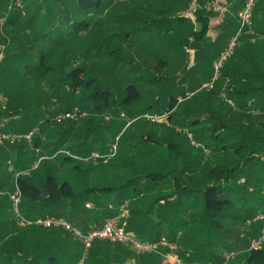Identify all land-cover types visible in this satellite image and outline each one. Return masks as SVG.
I'll return each instance as SVG.
<instances>
[{"label": "rangeland", "instance_id": "1", "mask_svg": "<svg viewBox=\"0 0 264 264\" xmlns=\"http://www.w3.org/2000/svg\"><path fill=\"white\" fill-rule=\"evenodd\" d=\"M187 1L112 0L107 9L99 15H95V18L102 20V23H97L96 26L93 25V28L91 26L77 35L72 34L76 32L70 28L69 33L50 38L49 35L42 34L46 30L41 29L43 9L37 8L38 0H0V129L8 126L12 129L27 130L35 126V121L43 122L45 115L51 112L53 115L49 122H54L52 126H60L62 123L66 124V121L57 122L56 117L64 113L63 110L72 107L84 109L85 115L80 118L76 117L67 124L73 125V127L79 125L89 114L85 108L88 107L87 100L90 93L81 87L73 90L60 86L58 79L60 73H63L61 71H65L68 66H86L88 73H85L87 74L86 77L84 76L85 80L91 82L92 87L97 88L98 86L100 88L97 89L109 92L111 109L103 116L105 121L116 123L120 128L124 125L123 130L133 122L123 136L121 147L122 144L124 147H122L121 154L135 158L137 155L135 143H141L150 136L155 144L158 143L159 155L151 157L153 161L150 165L137 155L139 164L142 162L143 166L159 169L168 175L165 185L160 189L155 188L138 196L130 197L126 207L129 228L133 225L132 221L141 224L142 217H147L148 220L143 224L151 226L149 220L153 216L159 221L158 229L154 230V234L166 235L176 240L177 253H180L182 260L188 259L185 261L186 264L191 262L192 264H245L243 256L240 259L237 257L249 251L251 245L256 242V238L252 235L254 232L261 235L264 231L262 220H254L255 216L246 220L241 217L235 218L237 215L233 209L215 215L203 214L202 205H199L198 201L194 202L193 197L182 199L185 200V204H177L171 199L168 203L165 200L159 204L156 203L157 207L150 205L155 197L173 191L171 184L173 177L179 178L180 182L190 189L198 190L204 183L209 182L210 176L207 173L214 166L226 163L228 160L240 164L246 159L244 153L238 156L233 149H222V144L215 140V136H212L214 133L212 126L218 121L216 118L219 117V114L222 116L226 114L228 120L223 121L225 123L229 119L233 120V117L237 120L232 122L233 127H230L229 131L217 133L220 138L226 137L227 146L231 141L240 139L241 134L247 130H258L259 133L264 134V120L260 119L257 111L247 112L245 117L242 116L241 111L234 106V102L238 104L239 100L229 99L225 93L224 85L216 83L219 77L223 76L224 78L227 66L235 60L238 61L237 55L231 56L224 62L222 67L225 65V68L221 67L218 70V76L210 90L202 88L203 84L212 81L215 75L214 64L218 57L215 58L214 53L219 49H222L220 51L222 53L234 35L235 28L233 27L236 26V14L228 15L229 21L225 20V24L230 23L223 31H220L219 39L211 42V38H207L208 40L206 39L203 43H197L190 36L193 26L191 27L192 24L189 20L184 18L186 21L181 25L172 21L175 16H182L189 10L191 2ZM198 3L201 5L203 1L199 0ZM256 6L252 27L242 37V43L236 51L245 42L264 44V0H258ZM203 11L208 14L209 19L213 16V13L209 14L211 11L198 9L194 14L196 25H198L197 14ZM123 12L132 14L127 17L130 20L137 19L136 21L145 23L150 21L158 23L165 20L171 22L159 25L161 27H155L151 38L147 34L141 35L142 37H131L132 41H135L131 44L130 40L123 39L125 35L122 33L124 31H127V34L131 32L133 36L132 28L119 27L120 18L118 16ZM113 16L116 17L113 18ZM214 16L220 18L223 15L214 14ZM230 25H233L231 30ZM50 28H53L50 30L52 34L58 33L57 29H60L56 21L50 22ZM61 37L64 40H60ZM108 37L112 39L106 42ZM226 39L227 42L218 48L221 41H226ZM115 48L119 50V54L117 56L109 54ZM41 53L46 55L44 56L45 60L55 71L49 73L45 79L26 76L24 65L31 68L37 65ZM113 59L116 61L111 62ZM227 79L228 76L225 77V80ZM131 83L136 85L139 98L131 104H122L121 101L126 94L125 88ZM191 92L195 93L194 99L191 97L193 94ZM183 96L186 97L183 98ZM172 97L176 99L172 102L176 105L169 111L166 108L171 105L170 98ZM145 114L162 116V119L159 122L149 123L143 117ZM193 121L195 123H192ZM35 129L40 131L39 128ZM41 159L39 158L38 161ZM98 160L89 161L98 163ZM239 166L245 169L249 168L245 162ZM9 168H11L10 163ZM138 168L140 169V167ZM250 168L238 174V177H241L239 180L230 179L227 186L233 187L236 192L245 196L242 190H246L249 185L244 182L248 177L246 173L251 171L254 173L258 170L256 166H250ZM101 169L98 166L97 170H92L89 173L90 184H100L98 170ZM117 178L119 176L114 179ZM106 182H111V180L108 179ZM217 184L224 185L225 183L222 180H217ZM246 191L248 194L252 189ZM8 192H3L2 196L7 198L9 196L10 200L8 198V201L10 202L11 196L15 193V187L12 192ZM158 205L162 206L161 209ZM11 210L13 212L12 206ZM133 214L138 217L133 218ZM210 218L219 222L223 232L213 229L214 224L208 223ZM12 219L15 220V224L9 226L8 234H1L0 246L7 245L9 247L11 242L15 243L13 244L15 250L22 254H28L34 264H46L43 259V250L46 244L51 245L49 250H58L65 258L67 256L74 257L77 261L75 264H87V256L91 257L92 255L95 256L94 264H118L116 259L120 255V251L117 246L105 243L106 241L95 240L85 254L83 245L74 241L71 236L59 231L60 233L55 238H52L51 233H45L41 240L35 241L34 238L39 235V231L28 228L30 226H19L14 213ZM196 222L201 223V226L195 227L193 223ZM259 224L260 229H257ZM208 225L211 226L209 227L211 230L206 232L207 230H203V228ZM57 237L60 239L54 243L58 239ZM224 240L231 242V249H224L227 252L215 255L213 248H217L218 252ZM98 241L104 244H99L98 248L94 247V251H91L93 245ZM138 254L155 256L157 259L155 264H159L155 254ZM84 255L86 256L84 257ZM220 257L222 258L220 259ZM152 263L154 264V261Z\"/></svg>", "mask_w": 264, "mask_h": 264}, {"label": "trees", "instance_id": "2", "mask_svg": "<svg viewBox=\"0 0 264 264\" xmlns=\"http://www.w3.org/2000/svg\"><path fill=\"white\" fill-rule=\"evenodd\" d=\"M38 1L37 8L40 10L43 9L41 29L46 30L42 34L49 35L50 38H53L59 34L60 36L63 33L67 34L71 30L76 32L72 34L77 35L91 26L93 28L97 23H102V20L95 18V15H99L107 9L112 0ZM256 8L257 6L255 7L254 14ZM254 14L253 20L255 17ZM131 15L127 12H123L120 16L117 15L120 18L118 21L120 24L119 27H130L133 30L132 32H134L133 36L131 32L128 33L130 34L129 36H127V31L122 33L125 35L123 39L125 41L130 40L131 44L135 42L132 41L131 37L135 38V36L138 37L147 34L151 38L155 27H161L159 25H166L171 22L170 20H165L163 22L159 21L158 23L153 21L145 23L144 21H136L137 19H128L127 17ZM115 17L113 16V18ZM105 20L108 19L105 18ZM51 21H56L58 28H60L57 29L58 33H51L50 30L53 29L50 28ZM172 21L181 25L186 20L183 16L177 15ZM197 22L198 28L197 30L191 28L190 36L197 43H203L209 31L208 14H205L204 11L199 12L197 14ZM231 27L233 25H230V30L232 29ZM233 28H235V33L237 30V22ZM111 39L108 37L106 42L111 41ZM60 40L64 39L61 37ZM236 49L237 47L231 56L237 55L238 61L235 60L231 65L227 66L224 71V78L223 76L219 77L216 83L221 86L224 85L225 93L229 99L236 98L239 100L238 104L234 102V106L241 111L242 116L245 117L247 112L257 111L260 119L264 120V44L245 42L239 50L236 51ZM118 51L115 48L109 54L117 56L119 54ZM44 56L46 55L41 53L39 62L32 68L24 65V74L29 77H36L37 79H45L49 73L54 72L55 69L48 65ZM116 59L111 60V62H115ZM224 68L225 65L222 69ZM61 72L63 73H60L58 79L60 86L73 90L81 87L90 93L87 100L88 107L85 108V111L87 110L89 114L76 127L67 124V122H71L70 120H66V124L62 123L60 126H52L54 122H49L50 117L53 115V112H51L45 115L43 122L35 121V126L30 127V129L17 130V128L12 129V127L8 126L0 129L1 132L6 133L25 134L33 131L35 128H39L41 133L40 135H34L30 144L25 140H18L12 145H0V236L2 233L8 234L9 226L11 227L13 223L15 224V220L12 219V202L8 201L9 196L8 198L2 196L3 192H12L15 186L18 187L20 192V214L25 219L60 218L85 232L92 227H100L107 219L117 214L120 206L125 201L129 203L130 197L138 196L145 191H150L155 188L160 189L165 185V181L167 180L168 175L159 169L147 168V166L142 165V162L139 164L137 155L148 165L152 163L153 160L151 157L153 155H159L160 149L158 143L155 144V141H152L150 136L146 137L141 143H135L137 146V150H135L137 155H135V158L121 154V151H123L122 147H124L123 144L121 147L123 136L133 122L129 125L130 127L128 126L123 130L124 125L120 128L116 123L105 121L103 116L111 109L109 92L108 90L97 89L100 88L98 86L97 88L92 87V83L85 80L84 76L86 77L87 75L85 73H88L86 66H68L65 71ZM226 76H228L227 80H225ZM125 91L126 94L121 101L122 104H131L139 98V93L134 83L127 85ZM191 93H193L191 97L194 99L195 93ZM185 97L183 96V98ZM175 100L173 97L170 98L171 105L167 106V110L171 111L175 107L176 104L172 103ZM73 108L75 107L63 110L62 112H68ZM81 109L79 111L84 112V109ZM222 113L224 114V111ZM216 119L218 121L212 126V132H214L212 136H215V140L222 144V149H233L234 153L238 154V156L241 153L246 154V159L240 162V164L245 162L249 165V168L246 169H251L250 166L258 167L256 172L253 173L251 171L248 174L246 173L248 177L245 176L244 182L249 184L247 189H252V191L247 194V189H243L242 191H244L245 196H242V193L236 192L233 187L227 186L230 179L239 180L241 177L239 178L238 174L246 171L237 162L228 160L226 163L218 164L211 168L207 173L210 176L209 182L204 183L198 190L190 189L188 186L183 185L179 178L173 177L171 182L173 191L155 197L150 205L157 207L156 203L159 204L163 200L168 203L171 199L177 204H185V200L182 199H186L185 197H193L194 202L198 201L199 205H202L203 214L215 215L216 213L233 209V212L238 216H235V218L241 217L243 220H246L253 218L259 212L264 213V134L259 133L258 130H247L241 134L240 139L231 141L229 146H227L225 143L226 137L220 138V135L217 133L219 131H229V128L233 127L232 122L237 120L233 117V120L229 119L227 123L223 122L228 120L226 114L223 116L219 114V117ZM192 123H195V121ZM113 145H115V150H113ZM94 152L106 156L105 162L104 159H99L98 163L84 160ZM39 158L42 159L38 161ZM8 162L11 164L12 170L9 168ZM97 164L102 168L98 170L100 184L93 185V183H89V173L92 170L98 169ZM118 176L119 178L114 179ZM108 179L111 182H106ZM217 180H222L225 184H217ZM8 194L10 193L8 192ZM86 204H90L91 207L87 208ZM109 205L112 208H109ZM158 207L161 209L162 206L158 205ZM156 214L158 215V212ZM134 217L138 216H134L133 214ZM151 218L149 220L151 226L148 224L144 225L143 223L148 222V220L147 217H142L143 222L141 224L131 220L133 225L130 228L127 225L126 230L141 240H157L162 236L160 234H154V230L158 229L159 221L153 216ZM208 223L214 224L213 229L223 232V229H221L222 226L218 224L219 222L217 220H211L210 218ZM193 225L199 227L201 223L196 222ZM209 227L211 226H205L203 230L205 229L208 232L211 230ZM28 228L39 231V235L34 238L35 241L41 240L45 233H51L52 238H55L60 232L70 236L59 229H45L38 226H30ZM257 229H260V224ZM252 235L256 239L259 237L258 232H254ZM166 237L173 240L169 236ZM57 238L54 243H57L60 239L59 237ZM13 244L15 243L11 242L9 247L7 245L0 246V264H34L32 258L28 257V254H22L20 251H16ZM99 244L104 243L101 241L96 242L91 248V251H94V247L98 248L100 246ZM108 244L117 246L120 251V255L116 259L118 264H153L152 261L155 264L157 262L155 256H142L130 251V248L121 244ZM230 247L231 242H225L224 240L218 252L217 248H213V253L215 255H221L219 254L220 252L225 253L227 251L224 249H231ZM49 248H51V245L46 244L43 250V259L46 264H75L77 262L74 257L67 256L65 258L61 255L60 251L49 250ZM179 256L182 258L180 253ZM242 256L245 264H264V243L258 250H249L243 255H238L237 258L240 259ZM86 259L87 264H94L95 256H87ZM186 260H183L185 264ZM219 261L221 262L222 260ZM188 264H192V262Z\"/></svg>", "mask_w": 264, "mask_h": 264}, {"label": "built area", "instance_id": "3", "mask_svg": "<svg viewBox=\"0 0 264 264\" xmlns=\"http://www.w3.org/2000/svg\"><path fill=\"white\" fill-rule=\"evenodd\" d=\"M199 0H190L191 7L189 10L182 14L184 18L189 20L193 26V30H197V25L195 21V12L202 8L206 11H211L218 15H224L228 8L222 2V0H204L201 5L198 3ZM258 0H244L241 8L236 14L237 30L234 35L228 41L225 50L218 56L214 64L215 75L213 80L209 83H204L203 89H211L212 83L217 78V72L222 67L224 62L231 57L236 47H238L242 41V37L245 36L252 27L253 14ZM84 112H80L78 108H73L68 112H64L56 117V121H66L74 120L76 117L84 116ZM144 119L150 123L159 122L162 116L145 114ZM40 135V131L34 129L28 133H6L0 131V145L9 144L12 145L18 140H25L27 143H31L34 135ZM113 150H115V145H113ZM111 156V155H110ZM105 159L106 157L100 155L97 152L91 153L88 158L84 160ZM9 164V162H8ZM12 170V168H11ZM12 209L14 216L16 218L17 224L22 227L28 226H38L45 229H59L64 233L69 234L74 241L81 243L84 248L85 254L88 249L92 246L95 240L106 241L111 244H121L130 248L131 251L140 254H155L158 257L159 264H185L182 258L177 253V241L170 240L165 236L159 237V239L154 241H146L136 238L133 234L126 230L128 216L126 214L127 201H125L119 208L117 214L113 217L107 219L100 227H92L87 231L83 232L78 227L69 223L68 221L60 218H37L33 220L25 219L19 212L18 206L20 203V192L17 186H15V193L11 196ZM87 208L91 206L86 204ZM112 208L111 205L108 206ZM262 220L264 222V213H258L254 217V220ZM264 243V231L256 239V242L251 245L250 250H258ZM86 255H84L85 257Z\"/></svg>", "mask_w": 264, "mask_h": 264}, {"label": "crops", "instance_id": "4", "mask_svg": "<svg viewBox=\"0 0 264 264\" xmlns=\"http://www.w3.org/2000/svg\"><path fill=\"white\" fill-rule=\"evenodd\" d=\"M200 1H203V0H200ZM242 1H244V0H222V2L227 6L228 11L223 16H220V18L215 17L214 16L215 13L212 12L213 16H211L209 19V31L207 34V38L212 39V40L210 39L211 42H213L215 39L216 40L219 39L220 31H223V29L226 28V26H228L230 23V22H228L227 24H225V20L229 21L228 15L233 16V15L237 14L238 10L242 6V3H243ZM212 13H209V14H212ZM215 15H218V14H215ZM225 42H227V39H226V41L225 40L221 41V45L218 48H221L223 46V44H225ZM221 50L219 49L216 53H214V56H216L215 58L218 57L217 55H219L221 53L220 52ZM152 215H154V214H152ZM127 225H128V223H127ZM151 231H153V230H151ZM148 234H149V232H148Z\"/></svg>", "mask_w": 264, "mask_h": 264}]
</instances>
